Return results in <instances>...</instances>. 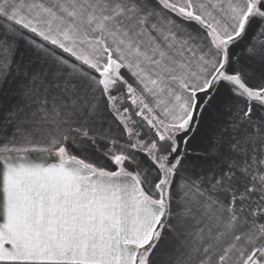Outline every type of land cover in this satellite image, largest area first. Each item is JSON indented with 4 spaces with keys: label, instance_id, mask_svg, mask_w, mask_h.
I'll return each mask as SVG.
<instances>
[{
    "label": "snow or ice",
    "instance_id": "1",
    "mask_svg": "<svg viewBox=\"0 0 264 264\" xmlns=\"http://www.w3.org/2000/svg\"><path fill=\"white\" fill-rule=\"evenodd\" d=\"M0 264H264V0H0Z\"/></svg>",
    "mask_w": 264,
    "mask_h": 264
},
{
    "label": "crops",
    "instance_id": "2",
    "mask_svg": "<svg viewBox=\"0 0 264 264\" xmlns=\"http://www.w3.org/2000/svg\"><path fill=\"white\" fill-rule=\"evenodd\" d=\"M33 155L38 157V156L46 155V154L34 153Z\"/></svg>",
    "mask_w": 264,
    "mask_h": 264
}]
</instances>
